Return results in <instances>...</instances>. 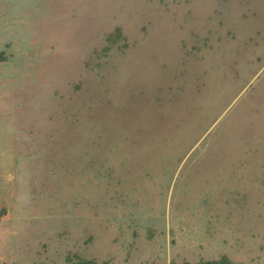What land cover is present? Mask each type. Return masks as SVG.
Masks as SVG:
<instances>
[{"label": "rangeland", "instance_id": "rangeland-1", "mask_svg": "<svg viewBox=\"0 0 264 264\" xmlns=\"http://www.w3.org/2000/svg\"><path fill=\"white\" fill-rule=\"evenodd\" d=\"M264 264V0H0V264Z\"/></svg>", "mask_w": 264, "mask_h": 264}, {"label": "trees", "instance_id": "trees-1", "mask_svg": "<svg viewBox=\"0 0 264 264\" xmlns=\"http://www.w3.org/2000/svg\"><path fill=\"white\" fill-rule=\"evenodd\" d=\"M70 264H99L93 260H88V259H78L76 261L71 262ZM182 264H242V263H234L231 262L229 259H227L226 257H220L219 259H215V260H207V261H197L194 263H190V262H185Z\"/></svg>", "mask_w": 264, "mask_h": 264}]
</instances>
